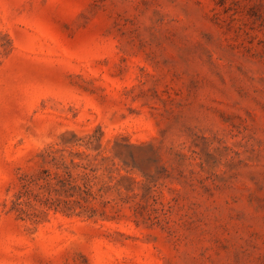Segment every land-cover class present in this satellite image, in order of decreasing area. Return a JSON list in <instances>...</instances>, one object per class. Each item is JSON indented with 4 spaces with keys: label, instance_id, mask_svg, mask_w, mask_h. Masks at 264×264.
<instances>
[{
    "label": "rangeland",
    "instance_id": "rangeland-1",
    "mask_svg": "<svg viewBox=\"0 0 264 264\" xmlns=\"http://www.w3.org/2000/svg\"><path fill=\"white\" fill-rule=\"evenodd\" d=\"M0 264H264V0H0Z\"/></svg>",
    "mask_w": 264,
    "mask_h": 264
}]
</instances>
